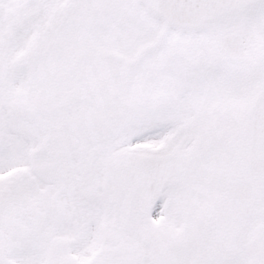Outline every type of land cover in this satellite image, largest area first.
I'll return each instance as SVG.
<instances>
[{
	"label": "snow or ice",
	"instance_id": "obj_1",
	"mask_svg": "<svg viewBox=\"0 0 264 264\" xmlns=\"http://www.w3.org/2000/svg\"><path fill=\"white\" fill-rule=\"evenodd\" d=\"M0 264H264V0H0Z\"/></svg>",
	"mask_w": 264,
	"mask_h": 264
}]
</instances>
